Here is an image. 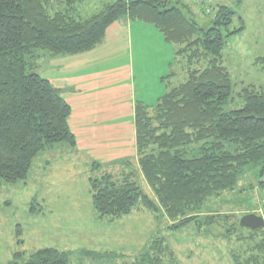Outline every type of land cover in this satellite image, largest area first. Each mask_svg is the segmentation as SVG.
<instances>
[{
  "label": "trees",
  "instance_id": "trees-1",
  "mask_svg": "<svg viewBox=\"0 0 264 264\" xmlns=\"http://www.w3.org/2000/svg\"><path fill=\"white\" fill-rule=\"evenodd\" d=\"M196 1L191 4L208 16L204 25L190 4L175 0H115L89 17L78 12L86 0H0V181H23L42 153L59 144L76 145L68 126L70 107L34 71L38 53L89 52L112 24L128 18L155 27L175 53L163 79L165 94L153 106L135 104L136 166L129 164L132 170L118 178L105 174L92 181L99 218H121L142 204L170 221L180 220L178 225L201 224L205 203L233 191L246 167L258 169L257 182L264 185V83L238 90L223 54L226 39L242 32L243 21L230 6ZM235 19L238 28L232 27ZM254 64L264 70V56ZM173 77L181 82L171 87ZM228 219L202 220L209 227ZM263 229H242L237 221L224 229L222 237L237 244L233 264H264ZM149 250L128 264L172 261L162 239ZM7 264L69 263L64 252L42 249L15 254Z\"/></svg>",
  "mask_w": 264,
  "mask_h": 264
},
{
  "label": "rangeland",
  "instance_id": "rangeland-1",
  "mask_svg": "<svg viewBox=\"0 0 264 264\" xmlns=\"http://www.w3.org/2000/svg\"><path fill=\"white\" fill-rule=\"evenodd\" d=\"M175 1L190 4L201 25L208 22V16L196 7V0L195 6L191 4L194 0ZM201 1L213 8L217 4L230 6L243 21L242 32L226 39L223 52L233 84L238 90L248 84L262 85L264 70L254 60L264 56V0H242L237 6L234 0ZM102 2L86 0L78 6V12L89 17L101 10ZM239 25L235 19L232 27ZM38 54L41 58L37 61V72L43 76L51 64L45 58L48 54ZM161 59V56L156 59L155 67L154 62L145 60L141 69L135 66L133 74L130 73L135 100L147 106L155 105L168 90H164L165 81L163 86L158 82L161 68L157 63ZM168 74L169 71L164 76ZM168 81L172 87L181 79L173 77ZM50 151L34 160L25 180L15 184L0 181V264L11 262L15 254L30 255L42 249L64 252L69 264H128L150 251L160 239L172 254V261L167 264H233L231 253L237 244L234 239L222 237L224 229L232 222L239 223L245 215L255 214L264 219V185L257 182L255 167H246L241 172L233 191L205 203L199 217L201 224L178 225L180 220L170 221L160 211L151 212L142 204L121 218H99L92 204L93 179L105 174L118 178L131 169L129 164L136 166L133 156L112 162L95 153L85 158L70 150L71 154ZM142 184L143 192L154 201ZM213 215L225 216L228 222L216 220L213 226L204 225L202 219Z\"/></svg>",
  "mask_w": 264,
  "mask_h": 264
},
{
  "label": "crops",
  "instance_id": "crops-1",
  "mask_svg": "<svg viewBox=\"0 0 264 264\" xmlns=\"http://www.w3.org/2000/svg\"><path fill=\"white\" fill-rule=\"evenodd\" d=\"M112 1L115 0H103L102 7ZM174 53L175 47L167 44L155 27L123 18L112 24L103 42L89 52L60 57L48 54L45 58L51 65L43 76L37 72L36 62L35 73L49 81L71 109L68 126L75 138V148L59 144L50 152L76 153L85 158L95 153L112 162L132 156L135 160L134 108L138 100L134 98L130 73L135 66L141 69L145 60L154 62L155 67L161 56L157 63L161 68L158 82L163 86ZM167 89L166 84L164 90Z\"/></svg>",
  "mask_w": 264,
  "mask_h": 264
},
{
  "label": "water",
  "instance_id": "water-1",
  "mask_svg": "<svg viewBox=\"0 0 264 264\" xmlns=\"http://www.w3.org/2000/svg\"><path fill=\"white\" fill-rule=\"evenodd\" d=\"M239 226L250 231L261 230L264 228V219L255 214L245 215L240 219Z\"/></svg>",
  "mask_w": 264,
  "mask_h": 264
}]
</instances>
